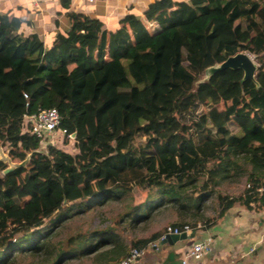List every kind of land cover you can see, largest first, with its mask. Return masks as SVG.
Here are the masks:
<instances>
[{
  "label": "trees",
  "instance_id": "obj_1",
  "mask_svg": "<svg viewBox=\"0 0 264 264\" xmlns=\"http://www.w3.org/2000/svg\"><path fill=\"white\" fill-rule=\"evenodd\" d=\"M66 18L46 44L0 13V146L20 164L2 175L0 160V264H116L161 233L120 235L164 211L173 226L207 229L235 203L264 205V0H156L113 31L83 13ZM242 53L256 63L252 80L241 69L207 75ZM47 109L77 154L59 143L41 152L22 130L25 115ZM241 178L239 197L219 189ZM115 205L105 229L55 240L63 223Z\"/></svg>",
  "mask_w": 264,
  "mask_h": 264
},
{
  "label": "crops",
  "instance_id": "obj_2",
  "mask_svg": "<svg viewBox=\"0 0 264 264\" xmlns=\"http://www.w3.org/2000/svg\"><path fill=\"white\" fill-rule=\"evenodd\" d=\"M61 1L0 0V13H11L27 21V31L37 33L44 43L50 44L67 30L66 15L70 12L97 19L107 30L113 31L128 14L142 17L156 0H93L92 3L68 0L67 9ZM212 216H215L213 212ZM192 234L193 237L189 238V234L186 240L171 244L161 242L157 249L147 248L135 264H181L193 244L207 239L212 242L211 253L199 262L188 264H264V205L256 203L246 208L235 203L223 216L215 218L211 227Z\"/></svg>",
  "mask_w": 264,
  "mask_h": 264
},
{
  "label": "rangeland",
  "instance_id": "obj_3",
  "mask_svg": "<svg viewBox=\"0 0 264 264\" xmlns=\"http://www.w3.org/2000/svg\"><path fill=\"white\" fill-rule=\"evenodd\" d=\"M201 26H204L203 23L198 24V30L201 29ZM212 43L205 41L203 44V52L209 57H212ZM247 55V54H246ZM249 59L252 61L253 65L256 66V63L250 57L247 55ZM124 67L126 69L128 78L133 83V80L131 79L128 71H127V63L124 62ZM213 71V67H210L207 70V75L210 74ZM60 149L63 151H66L67 153H70L72 155L77 154V150L74 147V142L70 141L68 138H64V142L60 145H58ZM44 149H41V152H43ZM8 159V160H7ZM0 160L4 161L6 165L9 167V164H15L20 165L17 162H13L9 159L7 156V147L6 146H0ZM245 188V178H241L236 182H223L221 183L219 189L221 191L229 194L233 197H238L242 194V191ZM145 195L141 194L136 197V202H141L144 199ZM207 209L205 211L206 214H208L210 217L212 216V202L210 201L207 203ZM120 212L119 206H109L105 207L102 210L96 212L94 210H91L83 215H80L76 218H73L65 223L62 224V226L58 230V236L55 238V240L63 241L70 237L74 236L78 233H86L89 231H95L100 229H105L106 226L109 225V221L114 218L118 213ZM176 216L174 213L170 211H164L163 213L156 215L151 221H149L148 224L141 225L137 229H126V231L123 232L122 235H120L124 239H132V238H146L152 235L156 232H162L166 226L172 225L175 222ZM189 225V224H188ZM191 226V225H189ZM89 261L87 259L77 260V261H71L66 264H88Z\"/></svg>",
  "mask_w": 264,
  "mask_h": 264
},
{
  "label": "built area",
  "instance_id": "obj_4",
  "mask_svg": "<svg viewBox=\"0 0 264 264\" xmlns=\"http://www.w3.org/2000/svg\"><path fill=\"white\" fill-rule=\"evenodd\" d=\"M89 3H92L93 0H88ZM61 117L55 109H47L38 111L34 115H25L23 117L21 127L24 132H28L29 135L34 136L39 140V149H44L46 146H55L61 142L64 138H68L70 141L74 142V137L67 134L64 129L60 128ZM248 188V186H247ZM259 193H264V186L258 189ZM203 229V226L198 224L195 227L189 225L183 226H166L163 232L160 235V238L148 244L147 247L142 249L131 248L127 256L120 260L116 264H135L140 260L146 249H157L158 244L161 243L169 235H189L200 231ZM212 242L211 239L203 240L193 244L190 249L184 254L181 264H188L189 262H199L206 255L211 253Z\"/></svg>",
  "mask_w": 264,
  "mask_h": 264
},
{
  "label": "water",
  "instance_id": "obj_5",
  "mask_svg": "<svg viewBox=\"0 0 264 264\" xmlns=\"http://www.w3.org/2000/svg\"><path fill=\"white\" fill-rule=\"evenodd\" d=\"M224 69H241L244 72V78L252 80L255 67H254L252 61L249 59V57L246 54L242 53V54H237L233 57L228 58L219 67L213 68L212 72H214L216 70H224ZM18 167H19V165H15V164L10 163L9 167H7L5 170L2 171V175H6V174L10 173ZM192 237H193V234H191L189 236V238H192ZM187 238H188V236L185 234H181L178 236L169 235L165 238V240L162 241V243L168 242L171 244L173 242L186 240Z\"/></svg>",
  "mask_w": 264,
  "mask_h": 264
}]
</instances>
